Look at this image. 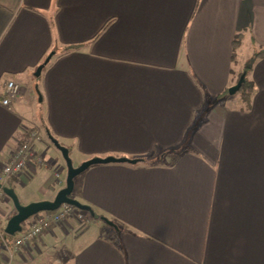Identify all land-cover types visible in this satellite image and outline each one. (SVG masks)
<instances>
[{
	"label": "crops",
	"instance_id": "crops-1",
	"mask_svg": "<svg viewBox=\"0 0 264 264\" xmlns=\"http://www.w3.org/2000/svg\"><path fill=\"white\" fill-rule=\"evenodd\" d=\"M238 33L240 69L264 49V0H0V170L30 132L42 137L6 182L20 202L53 200L66 184L47 132L78 166L141 159L75 178L73 198L117 228L69 216L19 250L0 242V264H264V56L249 108L214 102L233 84ZM9 80L23 88L10 108ZM15 213L2 197L0 234Z\"/></svg>",
	"mask_w": 264,
	"mask_h": 264
},
{
	"label": "water",
	"instance_id": "water-1",
	"mask_svg": "<svg viewBox=\"0 0 264 264\" xmlns=\"http://www.w3.org/2000/svg\"><path fill=\"white\" fill-rule=\"evenodd\" d=\"M54 54V52H51L46 57L45 61L41 65H39L35 73L36 77L41 75L44 67L50 62ZM245 76L246 73H243L239 81L229 89L230 96L239 92L245 80ZM39 101H42V96H40ZM47 136L53 143V145L62 153L63 158L66 162V184L62 189L58 191L53 200L35 201L29 204H22L17 193L12 187L0 184V190L13 202L16 209V213L9 219L4 229L5 233L10 236H15L17 233L21 232L23 229V223L28 221L34 215L45 211H56L63 204H71L76 209L82 212H87L89 215L94 217L96 213L90 206L80 203L78 200L72 198L71 196L75 188V178L85 172L88 168L95 165H104L111 163H128L131 165H135L141 161V159H132L127 157H92L81 163L79 166H74L69 149L62 145L50 132H47ZM101 219L108 225L117 228L116 224L108 218L101 217Z\"/></svg>",
	"mask_w": 264,
	"mask_h": 264
},
{
	"label": "built area",
	"instance_id": "built-area-1",
	"mask_svg": "<svg viewBox=\"0 0 264 264\" xmlns=\"http://www.w3.org/2000/svg\"><path fill=\"white\" fill-rule=\"evenodd\" d=\"M22 95V86L14 80H9L6 83L2 103L5 107L10 108L14 102L21 99ZM41 141L42 137L38 132H30L29 139L18 146L12 161L2 166L0 170V184L5 185L10 177L20 176L28 168L30 163L36 158L34 143ZM38 161L43 164L44 160L38 159ZM4 196L6 195L0 190V199ZM85 215L84 212L76 209L73 205L63 204L56 211H45L31 217L27 221V225L12 240L8 239L4 233H1L0 242L3 249L16 251L30 245L44 230L50 228L51 225H61L69 216H75L80 221H83ZM1 252L0 249V254Z\"/></svg>",
	"mask_w": 264,
	"mask_h": 264
},
{
	"label": "trees",
	"instance_id": "trees-1",
	"mask_svg": "<svg viewBox=\"0 0 264 264\" xmlns=\"http://www.w3.org/2000/svg\"><path fill=\"white\" fill-rule=\"evenodd\" d=\"M111 23H112V19H110L104 25V27L100 30V32L97 35H95L93 38H97ZM243 37H244L243 33H238L236 35V37L234 38V41H233V53H232V62H233V66H234V68H232V74L234 75L233 80H232L233 84L230 87H228V89L226 91H224V93L217 95L215 97L214 102L219 103L224 98L230 97L229 89L239 81V79L243 73H246L245 80L241 86V89L239 90V93H240L239 96L242 97L241 100L244 102V105H245L244 107L249 108L251 105L252 98H253L255 91H256L254 83L249 78V74H250L251 70L253 69L255 62L264 56V49L255 52L252 55V57L249 59V61H247L240 69H238L237 68L239 65L238 52H239V49L242 45ZM90 40L92 41V39H90ZM83 44H85V42H79V43H74V44H70V45L65 46L64 54L70 52L71 50L77 49L78 47L82 46ZM190 150L194 152V150L192 148ZM147 165L152 166V162L147 163ZM5 185L11 187L10 183L5 184ZM84 213L87 214L90 218H94L97 220L101 219V217L98 214H95V216L92 217L87 212H84ZM24 224L25 223H23V226H24ZM5 235L10 240H12L16 236V235L10 236L8 234H5Z\"/></svg>",
	"mask_w": 264,
	"mask_h": 264
},
{
	"label": "rangeland",
	"instance_id": "rangeland-1",
	"mask_svg": "<svg viewBox=\"0 0 264 264\" xmlns=\"http://www.w3.org/2000/svg\"><path fill=\"white\" fill-rule=\"evenodd\" d=\"M36 80V83H35V86L36 85H38V84H40V79H41V76H38V77H36L35 78ZM41 87L39 88V89H36L35 88V90H34V100H33V104H39L40 103V101H39V99H40V95H42V93H41ZM37 91V92H36ZM240 95V93L239 92H237L236 94H234V95H232V96H230V97H232V99H235L237 102H240L241 104H242V106H245L244 105V102L241 100V98L242 97H240L239 96ZM46 142L53 148V149H56L55 148V146H53L51 143H50V140H48V139H46ZM72 157V156H71ZM62 161H64L63 160V158H62ZM72 161H73V164H74V166H78L77 164H78V160L77 159H75V157H72ZM64 164H65V161H64ZM66 165V164H65ZM65 167H67V166H65ZM58 175V174H57ZM80 176V175H79ZM79 176H77V177H79ZM76 177V178H77ZM62 178H63V181H64V184L66 183V178H67V170L63 173V175H62ZM20 191H18V193H19ZM20 194V193H19ZM72 198L75 196V194H74V192L72 193ZM25 225V224H24Z\"/></svg>",
	"mask_w": 264,
	"mask_h": 264
}]
</instances>
